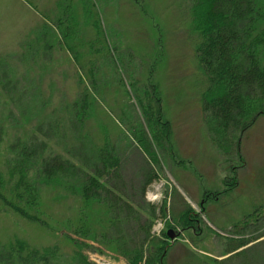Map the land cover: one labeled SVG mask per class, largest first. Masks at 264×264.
Listing matches in <instances>:
<instances>
[{
	"label": "rangeland",
	"instance_id": "1",
	"mask_svg": "<svg viewBox=\"0 0 264 264\" xmlns=\"http://www.w3.org/2000/svg\"><path fill=\"white\" fill-rule=\"evenodd\" d=\"M192 1L0 0V57L26 78L27 66L19 61L30 55L31 76L50 112L63 115L61 109L67 111L87 90L91 107L84 135L94 144L109 142L126 150V181L140 165L136 158L131 161L129 146H138L134 130L142 124L152 135L140 104L153 105L160 98L168 128L160 134L162 150L155 148L157 178L147 189L141 213L146 217L156 207L152 235L163 240V264H220L264 236V115L240 139L235 134L241 158L228 163L203 114L207 81L196 58ZM69 14L74 26L67 17L59 27L56 21ZM2 101L0 96V170L14 138L3 123ZM41 187L42 223L1 207V240L19 238L35 248L57 245L65 254L80 241L97 264H127L95 238L106 227L103 206L93 201L84 209L81 202L79 209L80 200L63 192L59 182ZM187 212H192V225L183 226ZM84 216L91 239L72 237L67 226H76ZM169 231L178 237L170 239ZM240 242L250 244L231 252Z\"/></svg>",
	"mask_w": 264,
	"mask_h": 264
},
{
	"label": "trees",
	"instance_id": "2",
	"mask_svg": "<svg viewBox=\"0 0 264 264\" xmlns=\"http://www.w3.org/2000/svg\"><path fill=\"white\" fill-rule=\"evenodd\" d=\"M190 11L192 29L198 36L196 58L207 81L203 114L213 141L228 156V163H234L241 158L235 134L240 139L264 115V7L260 0H193ZM65 17L58 19L57 25L64 26L70 17L74 26L73 16ZM69 30L67 27L65 40ZM29 57L19 61L27 66L28 72L22 74L26 78L0 57L2 119L14 135L0 170V208L29 222L42 223L41 186L59 182L63 192L80 200L79 209L81 202L85 209L93 201L106 209V227L95 235L98 243L127 264H163V240L152 235L156 207L151 206L146 217L141 213L147 189L157 178L153 165H159L160 160L155 148H162L165 138L162 140L160 134L168 128L160 98L156 97L153 105L140 104L152 135L146 134L142 124L134 130L138 146H129L133 150L131 161L136 158L140 165L126 181L124 169L130 163L126 150L122 152L109 142L94 144L84 135L91 107L88 91L81 92L67 111L61 109L63 115L48 111V102L31 76ZM138 96L142 103L140 93ZM191 213L184 214L183 226L192 225ZM85 226L84 216L79 224L67 228L72 237L91 239ZM262 238L220 264L240 259L245 264H264ZM74 242L75 248L65 254L57 245L35 248L19 238L0 239V264H97L85 253L82 242ZM249 244L240 242L231 252Z\"/></svg>",
	"mask_w": 264,
	"mask_h": 264
},
{
	"label": "water",
	"instance_id": "3",
	"mask_svg": "<svg viewBox=\"0 0 264 264\" xmlns=\"http://www.w3.org/2000/svg\"><path fill=\"white\" fill-rule=\"evenodd\" d=\"M168 235H169L170 239H172V240L177 237V235L174 233V231H169Z\"/></svg>",
	"mask_w": 264,
	"mask_h": 264
}]
</instances>
